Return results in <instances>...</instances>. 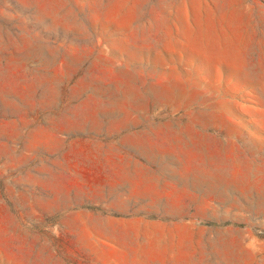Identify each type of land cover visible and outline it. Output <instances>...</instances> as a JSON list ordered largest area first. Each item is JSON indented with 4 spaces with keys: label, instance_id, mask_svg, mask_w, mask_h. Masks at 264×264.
<instances>
[{
    "label": "rangeland",
    "instance_id": "obj_1",
    "mask_svg": "<svg viewBox=\"0 0 264 264\" xmlns=\"http://www.w3.org/2000/svg\"><path fill=\"white\" fill-rule=\"evenodd\" d=\"M0 264H264V0H0Z\"/></svg>",
    "mask_w": 264,
    "mask_h": 264
}]
</instances>
